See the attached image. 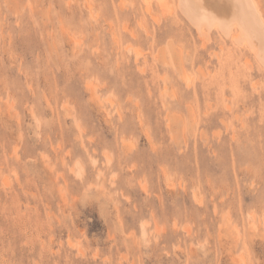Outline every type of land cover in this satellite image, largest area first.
<instances>
[{
    "label": "rangeland",
    "instance_id": "1",
    "mask_svg": "<svg viewBox=\"0 0 264 264\" xmlns=\"http://www.w3.org/2000/svg\"><path fill=\"white\" fill-rule=\"evenodd\" d=\"M173 8L0 0V264H264V69Z\"/></svg>",
    "mask_w": 264,
    "mask_h": 264
},
{
    "label": "bare ground",
    "instance_id": "2",
    "mask_svg": "<svg viewBox=\"0 0 264 264\" xmlns=\"http://www.w3.org/2000/svg\"><path fill=\"white\" fill-rule=\"evenodd\" d=\"M141 1L152 16L153 3H156L161 11H165H162L163 14L167 11L170 16H173L175 4L179 13L194 27L202 44L212 40L213 31L217 32L220 37L229 39L235 46L248 49L258 67L264 69V11L260 0ZM155 17H158L157 14ZM134 52L138 57L140 51ZM142 232L145 234L144 225Z\"/></svg>",
    "mask_w": 264,
    "mask_h": 264
}]
</instances>
